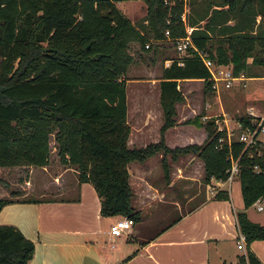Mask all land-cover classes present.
<instances>
[{
	"label": "trees",
	"instance_id": "obj_1",
	"mask_svg": "<svg viewBox=\"0 0 264 264\" xmlns=\"http://www.w3.org/2000/svg\"><path fill=\"white\" fill-rule=\"evenodd\" d=\"M118 1L0 0V166L48 164L52 135L59 162L76 166L79 181L93 184L100 214L133 222L140 220V212L131 202L128 163L143 162L157 152L162 153L165 177L166 155L197 154L204 163V181L225 180L237 159L244 208L263 199L264 144L244 149L242 141L219 140L226 130L217 128L216 118L203 123L194 118L186 122L204 127L202 144L165 145L164 131L175 125L176 103L184 99L178 81L201 79L212 90L210 72L192 48L182 65L172 57L162 69L160 139L144 147L127 143L125 74L133 61L132 42L142 51H156L157 43L166 40V29L175 43L192 26L195 47L229 65L234 74L249 75L251 66L264 67V0H210L206 10L194 11L191 5L193 13L185 19L181 15L187 0H144L146 12L136 23L116 7ZM238 120L246 125L251 117ZM213 197L228 199L229 194L220 189ZM12 201L0 197V209ZM236 222L247 247L264 240V225L251 221L245 210L236 213ZM33 253L34 242L18 227L0 224V264H28ZM246 260L262 264L248 248ZM240 262H245L243 256Z\"/></svg>",
	"mask_w": 264,
	"mask_h": 264
},
{
	"label": "crops",
	"instance_id": "obj_2",
	"mask_svg": "<svg viewBox=\"0 0 264 264\" xmlns=\"http://www.w3.org/2000/svg\"><path fill=\"white\" fill-rule=\"evenodd\" d=\"M170 63L171 59H164V67ZM248 74L245 77L264 78V74L251 68ZM152 79L158 82L150 83L158 95L159 79ZM245 105L255 117L261 116L264 92L262 96L252 92ZM177 112L176 108L175 125L164 131L165 145L173 148L202 144L206 138L204 127L182 124ZM127 122L129 147L159 141L162 110L155 118L140 114L129 119L127 106ZM190 125L194 132L200 131V141L182 135L183 127ZM161 159L162 153L157 152L143 162L128 163L131 202L139 210L140 220L120 236H111L108 227L121 216L100 214L98 194L91 182L79 181L76 166L58 164L56 160L44 166L28 165L30 173L35 167L40 174L50 171L53 175L52 187L42 183L38 195L30 189L32 181L25 179L23 191L11 188L13 201L4 205L30 209L22 216L18 214L13 223L34 242L28 264H247L240 262L247 248L264 264V240H254L248 247L245 244L244 250L237 247L238 211L245 210L251 221L264 225V215L260 214L264 208L257 210L254 204L244 208L239 180L234 187L214 178L204 181L203 160L194 153L179 154L176 159L166 155L169 169L165 177ZM220 189L228 191V199L213 197ZM8 193L4 190L0 197ZM261 200L264 202V198ZM252 207L257 213L252 212ZM5 218L13 217L9 211L6 215L0 212V224L6 222Z\"/></svg>",
	"mask_w": 264,
	"mask_h": 264
},
{
	"label": "rangeland",
	"instance_id": "obj_3",
	"mask_svg": "<svg viewBox=\"0 0 264 264\" xmlns=\"http://www.w3.org/2000/svg\"><path fill=\"white\" fill-rule=\"evenodd\" d=\"M209 1L210 0H194V2L190 3V1L187 0L181 15L182 18L185 19L186 14L193 13L191 11V5H193L194 11L206 10ZM116 7L134 23L141 21L146 12L144 0H121L116 2ZM155 42L156 41H154V44H156ZM210 43L212 44L211 48L214 49L217 44L216 35H213ZM157 44L158 48L156 51H153V49L142 51L138 43L132 42L130 44L129 52L133 56V61L125 74L127 79H129L126 82L129 119L135 118L136 115L140 114H149L154 118L161 114L159 86L158 95L156 92L157 89L151 86L153 84L158 85V82L152 78L160 79L164 67V57L172 59V57L177 56V53L174 43L170 40L160 41ZM251 70L264 74L263 66H251ZM151 82L153 84H150ZM245 83V86L239 82L229 89L220 88L218 93H216L213 90H206L203 87V82L197 79L179 80L178 87L184 99L176 107L178 109L177 116L181 118L182 124L187 123L186 120H193L194 118H197L202 123L206 120L216 118L218 119L216 125L222 127L225 126L224 120H226L231 127L234 126L238 118L243 115H248L253 118L251 120H256V118H260V116L255 117V115L249 113L250 108L245 104L246 101L249 100L252 92H257L262 96L264 78L246 77ZM203 116H207L208 118L204 119ZM181 132L185 137H189L191 141L201 140L200 131L194 132L192 125L184 126ZM237 132L238 130L234 129L231 135L232 138H236ZM261 137H264V135L262 134ZM49 160L52 162L56 160V163H60L57 155L56 143L52 135L50 137ZM33 168V172L30 173L28 165L0 166V192L2 193L4 190H7L9 191V195H5V197H13L10 189L19 190V193L22 192L23 189L21 186L25 184V179L26 181H32V187L30 189L37 195L43 189L42 183L45 184L46 187H52L53 175L51 172L44 170L46 175H43L38 173L39 171H36L35 167ZM238 180V176H235L230 183L232 187H234V183L237 184ZM253 206L256 208L255 205ZM255 208L253 209L252 207L251 209L253 213H257ZM7 211H9V215L13 218H5L4 221L6 222L3 224L13 225L16 221L15 217L18 214L22 216L25 212L30 211V209L25 211L23 207L5 206L0 209L1 214L6 215ZM260 214L264 215V210L260 211Z\"/></svg>",
	"mask_w": 264,
	"mask_h": 264
},
{
	"label": "built area",
	"instance_id": "obj_4",
	"mask_svg": "<svg viewBox=\"0 0 264 264\" xmlns=\"http://www.w3.org/2000/svg\"><path fill=\"white\" fill-rule=\"evenodd\" d=\"M192 29V26H187L185 28V35L175 39L174 46L177 53V56L175 58L176 63L178 65H182L184 63V58L193 54L191 51H189V48H192L197 56L202 60L203 65L209 70L211 88L214 92L218 93L220 88L229 89L234 84H238L239 82L244 84V80L246 79L244 73L234 74L232 68L229 65L216 63L213 59L209 58L207 51L198 49L194 46L190 37ZM165 36L166 40H170L168 29L165 30ZM148 45L149 43H146L145 46L147 47ZM172 61L173 59H171V62ZM249 113L253 114L251 110L249 111ZM203 118L205 119L208 117L203 116ZM224 122V127L217 126L219 130L223 128L226 130L225 136L220 137L219 140L226 138L228 142L233 139L242 141L244 143V149L253 147L257 142L264 144V137H261L262 134L264 135V114H262L260 118H256V120H250V123L246 125H243L238 120L235 122L234 126L230 127L226 120H224ZM215 123H218V120H215ZM234 129L238 130L236 138H232L231 136L234 132ZM257 154H262V151L260 149H257ZM254 169L257 171L260 170L257 165L254 166ZM237 175L238 160L236 159L232 160L231 162L227 178L220 181L222 184H226L229 186L234 177ZM254 205L256 206L257 210H262L264 208V202H262V200H257ZM133 223L134 222L132 218L129 217L117 218L110 223L108 232L111 236H120L123 232L130 229ZM237 247L239 249H245V238L242 233H239L237 237ZM244 258L245 262L247 263L246 255L244 256Z\"/></svg>",
	"mask_w": 264,
	"mask_h": 264
}]
</instances>
